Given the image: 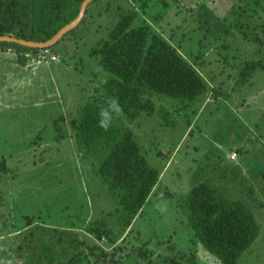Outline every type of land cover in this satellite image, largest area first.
<instances>
[{"label":"rangeland","instance_id":"obj_1","mask_svg":"<svg viewBox=\"0 0 264 264\" xmlns=\"http://www.w3.org/2000/svg\"><path fill=\"white\" fill-rule=\"evenodd\" d=\"M204 1L152 0L145 11L137 9L139 23H150L192 63L210 91L179 113L174 112L178 100L154 95L153 102L171 112L167 125L158 116L141 114L121 126L133 132L161 177L131 232L122 233L116 245L115 237L111 244L87 237L84 264H189L186 258L193 264H221L188 223L186 197L199 183L209 184L224 200L246 201L264 235V70L240 77L243 62L264 64V0H211L215 5L206 3V15L198 10ZM130 8H136L132 0H99L85 15L87 23L43 59L41 54L18 57L0 44V161L8 168L0 174V221L17 225L0 231L4 250L14 238L9 233L24 227L26 216L78 231L108 212L121 214L93 171V158L79 150L75 126L81 106L105 74L94 47L119 10ZM113 115L116 123L123 122ZM165 204L167 210L158 211ZM90 240L93 251L87 248ZM0 261L24 264L14 251L0 250ZM244 263L264 264V252L248 251L236 264Z\"/></svg>","mask_w":264,"mask_h":264},{"label":"trees","instance_id":"obj_2","mask_svg":"<svg viewBox=\"0 0 264 264\" xmlns=\"http://www.w3.org/2000/svg\"><path fill=\"white\" fill-rule=\"evenodd\" d=\"M98 1L93 0L88 4L85 15L89 8L91 13V6ZM132 1L136 8L120 9L117 21L107 30L105 39L94 47L92 54L98 56V70L105 74L100 75L98 85L94 87L95 94L81 106L75 126V141L79 150L93 158V171L106 186L121 214L115 216L113 212H108L78 231L48 227L34 222L32 217H23L24 227L8 235L14 236L7 245L8 251L3 248L6 241H0V250L4 254L16 252L24 264H84L87 255L82 248L89 243L87 237L105 238L109 242L111 237H115L111 242L117 243L122 239V233H130L133 221L141 214L157 186L161 172L149 165L133 132L121 126L125 122H134L141 114L158 116L163 125H167L166 119L171 112L163 104H155L152 100L154 95L178 100L179 108L173 111L179 113L191 108L210 91L208 82L192 63L154 31L150 23H139L137 9L145 11L152 0ZM82 2L0 0V36L45 42L77 17ZM206 3L210 7L215 5L214 1H204L198 9L206 11L204 15L208 13ZM238 6L243 11V6ZM85 15L79 25L59 41L87 23ZM21 17H24L22 21ZM0 44L14 51L18 57L22 54L36 56L44 50L50 51L54 46L35 49L15 43ZM25 58L20 60V64L25 62ZM258 69L264 70V64L243 62L241 79ZM110 97L119 98L125 118L120 115L123 122L119 119V124L113 119L112 127L105 132L97 126L98 112L107 107ZM7 171L4 160L0 161V174ZM186 206L189 211L188 223L194 236L221 264H236L259 236V224L249 207L242 201L224 200L207 183H199L189 191ZM7 226L17 227L10 222L8 225L6 218L0 221V231ZM93 241L90 240L91 246L87 245L91 251L95 247ZM186 260L193 264L191 258Z\"/></svg>","mask_w":264,"mask_h":264},{"label":"water","instance_id":"obj_3","mask_svg":"<svg viewBox=\"0 0 264 264\" xmlns=\"http://www.w3.org/2000/svg\"><path fill=\"white\" fill-rule=\"evenodd\" d=\"M92 1L93 0H83L77 17L73 21H71L70 23L63 26L60 30H58L56 32V34L52 38H50L49 40H47L45 42H33V41H27V40H23V39H17L13 36L2 35V36H0V43H3V42L15 43V44H18V45H21L24 47L35 48V49H46V48L52 47L65 34H67L69 31H71L72 29L76 28L79 25L80 21L82 20V18L85 15L86 8H87L88 4Z\"/></svg>","mask_w":264,"mask_h":264},{"label":"clouds","instance_id":"obj_4","mask_svg":"<svg viewBox=\"0 0 264 264\" xmlns=\"http://www.w3.org/2000/svg\"><path fill=\"white\" fill-rule=\"evenodd\" d=\"M123 112L122 107L120 106V101L118 97H110L107 101V107L101 108L98 112V121L97 126L103 130L108 131L113 124L114 115L119 116ZM235 154H233L232 159L235 160ZM158 211L165 212L167 210V205L157 206ZM0 264H12L11 261H0Z\"/></svg>","mask_w":264,"mask_h":264},{"label":"crops","instance_id":"obj_5","mask_svg":"<svg viewBox=\"0 0 264 264\" xmlns=\"http://www.w3.org/2000/svg\"><path fill=\"white\" fill-rule=\"evenodd\" d=\"M7 51H12L11 49H9L8 48V50ZM188 124H190V123H188ZM238 142H235V145L237 144ZM235 159H237V157L235 158ZM244 202V201H243ZM248 207H249V209L254 213V215H255V219H256V221H257V223H258V220H257V218H256V214H255V211L253 210V208L252 207H250L249 206V204H247V202L245 201L244 202ZM259 224V223H258ZM264 224V223H263ZM259 227L261 228V226H260V224H259ZM262 242H264V235H263V237L261 238V234L259 233V236H258V238L255 240V242L250 246V248L245 252V253H247L248 251L250 252V251H252V254L253 253H261V252H264V247L262 246ZM244 253V254H245ZM243 254V255H244ZM243 255L241 256V257H243ZM241 259V258H240ZM239 259V260H240ZM238 260V261H239ZM245 262V261H244ZM245 264V263H244Z\"/></svg>","mask_w":264,"mask_h":264},{"label":"built area","instance_id":"obj_6","mask_svg":"<svg viewBox=\"0 0 264 264\" xmlns=\"http://www.w3.org/2000/svg\"><path fill=\"white\" fill-rule=\"evenodd\" d=\"M49 55V51L48 50H44L42 53H41V55L39 56L41 59H43V58H45L46 56H48ZM51 60H55V58L53 57V56H51ZM234 154V153H233ZM233 154L231 155V159H232V156H233ZM235 157H236V155H235ZM233 160V159H232Z\"/></svg>","mask_w":264,"mask_h":264}]
</instances>
